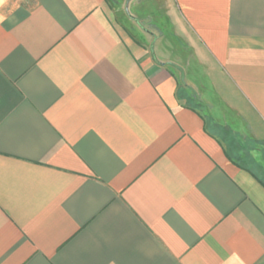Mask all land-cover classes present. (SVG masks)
Listing matches in <instances>:
<instances>
[{
	"label": "crops",
	"instance_id": "0c3cea01",
	"mask_svg": "<svg viewBox=\"0 0 264 264\" xmlns=\"http://www.w3.org/2000/svg\"><path fill=\"white\" fill-rule=\"evenodd\" d=\"M157 1L264 146V0ZM117 12L0 0V264H264V184Z\"/></svg>",
	"mask_w": 264,
	"mask_h": 264
},
{
	"label": "rangeland",
	"instance_id": "374dc122",
	"mask_svg": "<svg viewBox=\"0 0 264 264\" xmlns=\"http://www.w3.org/2000/svg\"><path fill=\"white\" fill-rule=\"evenodd\" d=\"M118 1V0H117ZM123 12H117L122 23L133 36L145 43L154 57L171 58L180 66L174 72L181 79L180 87H189L183 98L199 109L214 108L205 120L209 128L221 138L224 148L232 158L245 164L264 183V146L245 138L238 129L227 128L222 122L219 99L212 79L214 74L200 66L189 56V49L183 39L175 35L171 20L157 0H119ZM213 105V107H212ZM224 127V128H223Z\"/></svg>",
	"mask_w": 264,
	"mask_h": 264
},
{
	"label": "trees",
	"instance_id": "16d2710c",
	"mask_svg": "<svg viewBox=\"0 0 264 264\" xmlns=\"http://www.w3.org/2000/svg\"><path fill=\"white\" fill-rule=\"evenodd\" d=\"M263 183V182H262ZM264 184V183H263Z\"/></svg>",
	"mask_w": 264,
	"mask_h": 264
}]
</instances>
